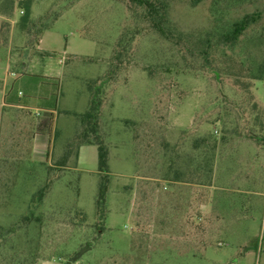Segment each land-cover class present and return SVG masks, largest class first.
<instances>
[{"label": "rangeland", "instance_id": "374dc122", "mask_svg": "<svg viewBox=\"0 0 264 264\" xmlns=\"http://www.w3.org/2000/svg\"><path fill=\"white\" fill-rule=\"evenodd\" d=\"M166 1L171 40L127 0H13L11 40L0 49L6 92L15 85L20 97L28 95L18 79L30 72L56 77L58 87L47 160L19 134L22 122L30 136L36 130L43 115L37 103L27 119L9 126L3 118L0 125V264H264V148L234 132L235 111L222 96L240 101L244 90L227 78L219 89L210 73L190 68L195 64L176 45L180 33L257 11L243 35L248 51L252 37L264 36V0H200L195 8ZM19 4L35 23L27 37ZM45 26L38 53L31 42ZM94 85L102 99L97 132L108 148L101 210L97 147L79 148L77 139V115ZM251 94L264 107V79L253 81ZM206 132L219 141L216 179L197 198L189 185L176 190L163 176L167 159L173 155L179 167L192 140ZM243 167L251 175L239 182L232 174ZM197 204L208 216L206 232L186 237V210Z\"/></svg>", "mask_w": 264, "mask_h": 264}, {"label": "trees", "instance_id": "16d2710c", "mask_svg": "<svg viewBox=\"0 0 264 264\" xmlns=\"http://www.w3.org/2000/svg\"><path fill=\"white\" fill-rule=\"evenodd\" d=\"M127 1L133 7H141L143 17L148 19L151 27L162 37L168 40L174 39L173 30L175 26L169 19L168 3L166 0H159L156 3H152L149 0ZM186 2L190 8H195L200 0H186ZM4 4L7 5V10L0 14L2 15L0 17V49L7 47L9 44L13 0H5ZM19 6L23 8L22 10H25V13L19 20V24L21 31L27 37L29 30L35 23L28 17V6L22 4H19ZM259 16L260 14L257 11L244 13L236 20L225 25L222 24L218 28L209 29L202 33L188 32L183 37V34L180 33L177 37L182 39V43L178 39L176 45L184 60H187L188 56L190 64L197 66L190 68L210 73L219 89H221L223 84V78L233 80V86H241L244 91L240 93L242 94V100L240 101L237 98L229 97L225 93H222L224 97L223 101H225L224 104L232 107L235 111L237 119L232 128H234V132L237 130L238 133L242 132L243 135L246 133V138L253 140L264 148V107L256 102L251 94L253 81L255 79H264V51L260 47V44L264 42V36L260 32L257 36L252 37L250 39L251 48L248 51H245L248 47L242 45V42L245 43L244 32L255 25ZM46 27L39 29L34 40H32L31 45L35 48ZM19 80L22 81L21 86L29 94L20 97L19 91H15L16 88L13 85L9 92L5 93L6 103H9V97L15 95L17 103L25 106L21 113L22 117L19 119H27V110L31 106L29 100L37 103L36 105L43 111V115L38 119L36 130L32 136H30L26 122H22L23 125H21L19 131V134H26V139L28 138L27 141L29 143L28 148H31L34 140L50 141L51 127L56 110L58 79L52 76L23 73L19 77ZM34 84L37 86H32ZM1 86L2 80L0 79ZM241 101L248 104L250 107L249 111L246 110V107L241 108ZM101 104L102 99L98 96V87L94 85L86 111L77 115L81 126V130L77 135L79 146L81 144H95L97 147V165L99 172L102 174L100 175L95 203L100 210L104 205V196L108 183V148L97 132ZM216 119L220 121V118L216 117ZM226 128L228 127H224L223 125L222 129ZM221 137L225 138V131H223ZM13 138L11 142H13ZM218 142L217 138H212L207 132L205 135L203 134L192 140L191 149L185 153L180 166L178 164L179 167H177L172 157L173 155L167 159L163 178L171 180L174 185L177 184L174 186L176 190L179 189V184H184V186L189 185L185 188L193 189L198 198V196H201V193H204L203 190L205 188L213 187L215 182L219 155V152H217ZM172 151V154H176L173 149ZM47 156L48 151L45 156L46 160L48 159ZM198 203L200 202L198 201ZM200 206L201 204H197L186 210V224L184 225L183 232L186 237H193V233H196L195 235H204L206 232L203 222H208V216L202 215ZM194 218L198 223L193 224L190 222ZM1 236H3V232L0 228Z\"/></svg>", "mask_w": 264, "mask_h": 264}, {"label": "crops", "instance_id": "0c3cea01", "mask_svg": "<svg viewBox=\"0 0 264 264\" xmlns=\"http://www.w3.org/2000/svg\"><path fill=\"white\" fill-rule=\"evenodd\" d=\"M0 17H2V15H0ZM11 22V28H10V35H9V43L11 40V29H12V20L10 19ZM42 37V36H41ZM40 41L41 38L39 40L38 45L36 46V50L38 51V53L40 52ZM9 50V56H10V49ZM14 57H17V54L14 53L13 54ZM10 67L9 64L6 65V70H8ZM21 69H26L27 67V61H22L20 64ZM30 74H36V73H31ZM39 75H43V76H49V75H45V74H39ZM53 77V76H52ZM0 79L2 80V86L0 87V125L2 122V119L5 118V120L7 121L9 126H13L16 124V121L18 120V118L22 117L21 113L23 111V108L25 106L18 104L16 101V96L14 95L13 97H9V103H6L5 100V93H6V87H7V82H6V78L5 77H0ZM32 86H37L36 84L32 85ZM20 93V91H19ZM29 102H31V104L33 103L32 101L29 100ZM27 107V105H26ZM55 119V117H54ZM23 125V123L21 124ZM83 144H81L80 146H82ZM52 144L51 141H42V140H34L32 142V146H31V150H33V152H43L44 153V159L46 156V152L51 148ZM79 146V148H80ZM233 176H236L239 182L242 181H247L251 175V170H249L248 168L243 167L242 169L237 170L236 172H233L232 174Z\"/></svg>", "mask_w": 264, "mask_h": 264}]
</instances>
